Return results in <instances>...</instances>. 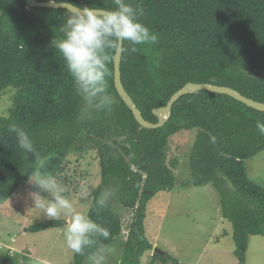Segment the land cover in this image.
<instances>
[{
	"label": "trees",
	"instance_id": "16d2710c",
	"mask_svg": "<svg viewBox=\"0 0 264 264\" xmlns=\"http://www.w3.org/2000/svg\"><path fill=\"white\" fill-rule=\"evenodd\" d=\"M7 1L12 2L9 12L0 2V101L11 93V103L0 115V205L40 168L53 169L51 176L62 195L87 204V216L110 232L107 240L90 233L94 243L85 247V255L75 254L70 264H85L90 254L106 247L118 255L115 264H176L169 254L155 252L146 237L148 203L177 184L183 189L211 185L220 196L222 217L231 225L233 256L245 264L249 238L264 237V186L246 172V162L264 153V134L257 129L264 123V112L226 95L198 91L172 105L163 127L140 129L114 87L115 52H110L106 77L110 105L103 94L93 97L74 89L62 55L52 44L63 38L72 13L26 9L23 0ZM36 1L65 2L80 9L116 8L115 0ZM126 2L144 8L140 22L158 36L155 44L123 52L120 61L122 85L146 121L156 123L152 111L164 107L187 83L229 87L264 103V0ZM124 47H129L127 42ZM12 123L33 139V153L18 148L9 131ZM192 130L197 134L190 150V176L177 183V158L167 160V148L177 132ZM89 158L98 163L97 186L90 184ZM85 188L88 200L77 198ZM106 191L116 206L107 200ZM64 225L61 219H42L24 232Z\"/></svg>",
	"mask_w": 264,
	"mask_h": 264
},
{
	"label": "rangeland",
	"instance_id": "374dc122",
	"mask_svg": "<svg viewBox=\"0 0 264 264\" xmlns=\"http://www.w3.org/2000/svg\"><path fill=\"white\" fill-rule=\"evenodd\" d=\"M0 0L6 12L12 2ZM11 93L0 101V115L10 105ZM196 130L179 131L170 139L167 160L177 158L175 176L177 183L189 178V156L194 143ZM89 156V155H88ZM89 161L90 184H99L97 160ZM248 177L264 186V153L246 162ZM53 169L40 168L35 175L51 176ZM51 199V194L34 185L32 180L21 186L3 205H0V264H70L75 255L66 245L64 232L71 222V215L62 212L56 219L65 221L62 228L49 229L40 233H25L33 222L49 219L33 209V196ZM107 200L116 206L107 191ZM107 194V195H106ZM77 198L88 200L89 191L85 188ZM73 212L87 216L88 205L78 199L71 201ZM126 221L129 217H126ZM146 237L154 249L169 254L176 264H238L233 256L234 243L230 223L221 214L220 196L211 186H191L183 189L177 184L172 191L155 195L147 206L144 220ZM227 235L224 236V232ZM111 251V250H110ZM104 251L105 264H115L118 255L115 251ZM152 255V252L150 253ZM146 256L143 257V262ZM87 261L85 264H89ZM145 264V263H144ZM153 264H162L155 261ZM166 264H173L168 262ZM245 264H264V237H250Z\"/></svg>",
	"mask_w": 264,
	"mask_h": 264
},
{
	"label": "clouds",
	"instance_id": "9594fccd",
	"mask_svg": "<svg viewBox=\"0 0 264 264\" xmlns=\"http://www.w3.org/2000/svg\"><path fill=\"white\" fill-rule=\"evenodd\" d=\"M115 4L114 10L102 13L85 7L70 14L62 29L63 38L52 40L55 50L62 55L71 74L74 89H83L93 97L103 94L110 105L113 99L107 91L106 81L110 52L135 53L138 45L155 44L158 41V36L140 22V17L145 14L141 5L134 8L126 0H115ZM125 42L129 45L127 49L124 47ZM257 129L264 134V123H258ZM9 131L15 134L17 146L22 153L35 151L34 141L23 127L12 123ZM30 179L34 185L51 194V199L45 200L38 194L25 193L26 196H33V209L49 219L58 218L62 212L71 215L64 239L74 254L85 255V247L94 243L89 238L90 233H99L105 240L110 237L109 230L91 217L73 212L71 200L62 195L63 189L54 177L34 175ZM98 203L102 208L107 207L104 201ZM106 249L110 251L107 247ZM103 252L101 250L90 254V264H105Z\"/></svg>",
	"mask_w": 264,
	"mask_h": 264
},
{
	"label": "water",
	"instance_id": "95a60500",
	"mask_svg": "<svg viewBox=\"0 0 264 264\" xmlns=\"http://www.w3.org/2000/svg\"><path fill=\"white\" fill-rule=\"evenodd\" d=\"M25 3V8H34V7H44V8H53V9H65L69 11L70 13H74L77 11H80L82 9L75 7L69 3L65 2H37L36 0H23ZM96 10V9H95ZM98 12H104L106 10H96ZM122 53L119 51H116L113 57V79H114V87L117 91L118 96L122 99L124 104L127 106V108L131 111L135 121L140 126V129H147V130H155L163 127L166 122L169 120L171 115V109L172 105L182 96L193 94L198 91H206L209 93H216L221 95H226L234 100L246 105L247 107L254 109L259 112H264V103L254 101L252 99L246 98L237 91L224 86H216L211 84H194V83H187L184 85L180 90L175 92L166 105L164 107L154 109L153 115L157 118L156 123H150L146 121L137 107L135 106L134 102L132 101L131 97L128 95V93L125 91L122 82H121V72H120V61H121ZM157 253L159 252L157 249L154 250Z\"/></svg>",
	"mask_w": 264,
	"mask_h": 264
}]
</instances>
